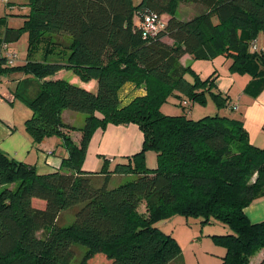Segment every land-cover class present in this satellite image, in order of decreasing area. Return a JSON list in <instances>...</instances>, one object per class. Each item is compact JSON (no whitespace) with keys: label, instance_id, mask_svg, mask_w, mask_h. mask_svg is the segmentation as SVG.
Returning a JSON list of instances; mask_svg holds the SVG:
<instances>
[{"label":"trees","instance_id":"trees-1","mask_svg":"<svg viewBox=\"0 0 264 264\" xmlns=\"http://www.w3.org/2000/svg\"><path fill=\"white\" fill-rule=\"evenodd\" d=\"M181 4L203 11L181 20ZM148 14L169 19L163 30L145 36ZM23 31L29 34L26 62L8 66L4 44ZM63 34L71 38L66 47L54 38ZM261 35L264 0H31L24 25L0 38V86L7 75H26L16 97L33 112L27 134L35 144L60 137L68 155L60 171L39 174L0 148V264H91L96 254L110 264H171L182 255L180 245L156 225L174 214L222 222L230 233L212 237L226 250L221 264H251L264 249V221L252 223L245 209L264 197V148L251 143L242 120L219 113L193 120L161 108L170 97L182 108L209 100L218 110L229 104L217 90L216 72L202 79L181 63L187 54L195 60L224 56L231 73L252 78L245 91L258 96L264 49L252 53L250 45ZM52 56L61 61L48 60ZM62 70L83 82L96 80L98 91L48 79ZM128 83L146 93L122 106L120 91ZM66 110L85 114L84 127L66 125ZM110 124L137 125L141 151L112 170L85 172L94 132ZM77 131L79 143L70 136ZM147 151L156 153L154 169L145 165ZM98 175L105 182L95 188ZM115 175L133 178L110 189ZM143 204L148 217L139 213ZM76 207L75 221L63 226L62 213ZM78 245L86 253L76 262Z\"/></svg>","mask_w":264,"mask_h":264},{"label":"crops","instance_id":"crops-1","mask_svg":"<svg viewBox=\"0 0 264 264\" xmlns=\"http://www.w3.org/2000/svg\"><path fill=\"white\" fill-rule=\"evenodd\" d=\"M8 2L10 1L8 0ZM166 42L172 43L170 39H167ZM257 42L259 48L264 49L263 35H261L257 39ZM9 50L14 52L11 49L10 44ZM19 61L20 56L18 55V60L16 61L17 65L24 64L26 62L25 59L21 60L20 62ZM181 63L185 67L193 68L195 66V61L189 54L182 57ZM225 63L227 73L220 74L216 72V86L218 92H220L225 97H229V104L227 108L219 110L218 113H222L223 116H227L229 118L242 120L244 128L249 134L251 143L258 148H264V89L256 97L254 96V91H250V93H247V91L245 90L249 83L252 81V78L249 75L231 73L229 71L230 61L226 59ZM193 69L197 72L195 68ZM61 72L65 71L62 70L55 76L49 77L48 79H62L64 74H62ZM26 78V75L22 73H12L10 75H7L3 79V83L0 86V95L9 99L12 104L15 103L16 92L18 90L19 83ZM69 82L83 87L91 92L98 91V82L96 80L83 82L78 76L75 75L71 77ZM1 88L6 90L4 94L2 93ZM145 93L146 91L144 88L138 89L134 84H126L120 91L122 106L127 105L138 96L145 95ZM74 113L76 112L69 110L64 111V123L69 127H75L76 129L84 127L75 126L76 118L78 115L76 116ZM6 121L8 124H11L10 121H13V119H7ZM70 136L77 143H79L82 138V134L79 131L70 132ZM143 142V133L140 128L134 124H110L107 126V129L105 131L102 129H98L95 131V134L91 138L82 169L85 172L99 173L103 167L101 157H105L106 159L108 158L109 162L112 164V167H115V165L118 163L126 162L127 157H131L139 153L142 149ZM0 148H2L3 151L6 152L10 157H12L11 155H13L15 158H12H14L15 160L17 159V161L33 165L39 174H49L60 171L62 160L68 155V152L60 137L54 136L43 140V142L41 143L35 144L32 142L29 135L25 132H15V130H12V132L10 131L9 133V131L4 129L1 125ZM32 154H34L33 158H31ZM113 177L114 176H112L111 179ZM94 178L105 179L103 175H98ZM245 213L252 223L263 222L264 197L256 200L249 207H247L245 209ZM221 235H224V233H222ZM220 249L221 258H223L226 254V250L225 248ZM205 257L206 261H209V257H207L206 255ZM218 259H216V257H214L213 255L211 264H221V259ZM250 263L264 264V249L252 256L250 259ZM171 264H188L185 258V254L179 256Z\"/></svg>","mask_w":264,"mask_h":264},{"label":"rangeland","instance_id":"rangeland-1","mask_svg":"<svg viewBox=\"0 0 264 264\" xmlns=\"http://www.w3.org/2000/svg\"><path fill=\"white\" fill-rule=\"evenodd\" d=\"M10 2H4L0 0V38L4 37L7 28L19 29L24 25L26 17L30 13V2L31 0H9ZM135 4H139L141 0H133ZM203 8L195 5H179L176 10V17L181 20H190L200 12ZM164 19H169L168 15H164ZM54 36L55 41L60 43L63 47H66L71 42V38L66 35ZM28 39L29 34L26 31L22 32L21 37L13 43H10L11 49L20 56V61L27 59L28 55ZM48 60H60L57 56H52ZM225 57L219 56L214 60H195V68L202 79L210 77L213 73L217 72L220 74L227 73ZM19 61V62H20ZM18 62V63H19ZM225 65V66H224ZM61 72L64 74L62 79L69 81L72 76H75L72 71L64 70ZM60 73V74H61ZM55 76V75H54ZM53 77V76H52ZM2 93L6 92L5 89L1 88ZM162 112L166 115H184L190 119L199 120L206 116H215L219 110L212 100H209L205 106L199 104L185 105L183 108L179 105V102L174 98L170 97L161 108ZM64 113V112H63ZM33 112L31 108L23 102L20 98L15 99V103L0 95V125L9 131L25 132V122L32 116ZM76 118V127H82L86 122V115L82 113H74ZM222 115V113L220 114ZM7 119L11 124L7 123ZM107 129V128H106ZM104 129V131L106 130ZM103 130V129H102ZM95 134V132H94ZM93 134V135H94ZM93 137V136H92ZM42 147V146H40ZM1 150H3L1 148ZM32 153V152H30ZM11 155V154H10ZM14 157L13 155H11ZM34 157L32 154L31 158ZM15 158V157H14ZM103 167L114 169L108 158L101 157ZM17 160V159H16ZM106 160L108 162H106ZM127 162V161H126ZM145 165L148 169H154L157 166L156 153L153 151H147L145 154ZM116 166V165H115ZM101 169V170H102ZM101 172V171H100ZM130 176H119L115 175L110 181L108 187L110 189L117 188L118 186L125 184L132 180ZM105 182L104 178H94L93 186L95 188L102 187ZM80 207L69 209L64 211L61 215L60 223L63 226L71 225L76 219V211ZM139 213L143 216L148 217V208L143 204ZM166 234L172 235L180 245L182 254H185V258L188 264H211L213 255L216 259H221L220 245L216 244L213 240V235H221L222 233H230V229L222 222L215 220L213 217L208 221L203 220L202 217L196 216H185L183 214H174L157 222L156 225ZM228 234V233H227ZM215 246H214V245ZM76 262L82 260L86 253V247L78 245ZM209 257V261H206V257ZM218 259V260H219ZM199 260V261H198ZM91 264H110V261L103 254L94 255L91 260Z\"/></svg>","mask_w":264,"mask_h":264},{"label":"built area","instance_id":"built-area-1","mask_svg":"<svg viewBox=\"0 0 264 264\" xmlns=\"http://www.w3.org/2000/svg\"><path fill=\"white\" fill-rule=\"evenodd\" d=\"M5 2H8V0H4ZM166 25V20L163 17H160L158 15H146L144 17V35H155L159 31L163 30ZM4 50H5V56L7 58V64L8 66L15 65L16 61L18 60V55L15 52H12L9 50V44H4ZM259 45L257 40H254L250 45V51L252 53H255L259 51Z\"/></svg>","mask_w":264,"mask_h":264}]
</instances>
